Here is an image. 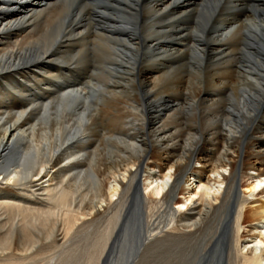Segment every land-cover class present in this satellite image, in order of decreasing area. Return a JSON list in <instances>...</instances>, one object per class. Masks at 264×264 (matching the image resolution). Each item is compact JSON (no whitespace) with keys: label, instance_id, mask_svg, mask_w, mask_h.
I'll return each mask as SVG.
<instances>
[{"label":"bare ground","instance_id":"1","mask_svg":"<svg viewBox=\"0 0 264 264\" xmlns=\"http://www.w3.org/2000/svg\"><path fill=\"white\" fill-rule=\"evenodd\" d=\"M260 200L264 0H0V264H264Z\"/></svg>","mask_w":264,"mask_h":264},{"label":"rangeland","instance_id":"2","mask_svg":"<svg viewBox=\"0 0 264 264\" xmlns=\"http://www.w3.org/2000/svg\"><path fill=\"white\" fill-rule=\"evenodd\" d=\"M194 166L197 167V165H194ZM246 186H247L246 181L240 182V184H239V192H240L241 195L246 194V189H247ZM251 200H252V198H251ZM182 201H183V200H182V196H181V194H177L173 206L176 207V209H177V208L179 207V206L177 205V203H181ZM256 201H258V200H253V201H252V204L250 203L248 207H250V205H251V206H254V205H258V204L261 203V202H256ZM260 201H264V200H260ZM255 202H256V203H255ZM248 207H247V208H248ZM247 210H248V209H247ZM247 229H248V228H247ZM248 230H249V229H248ZM245 235H247V233H246Z\"/></svg>","mask_w":264,"mask_h":264}]
</instances>
